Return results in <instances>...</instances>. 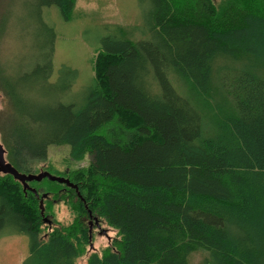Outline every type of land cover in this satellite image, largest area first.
I'll return each mask as SVG.
<instances>
[{
  "label": "trees",
  "instance_id": "16d2710c",
  "mask_svg": "<svg viewBox=\"0 0 264 264\" xmlns=\"http://www.w3.org/2000/svg\"><path fill=\"white\" fill-rule=\"evenodd\" d=\"M74 3L35 0L44 34H32L30 62L0 65L7 161L36 172L50 145L90 157L68 176L82 199L0 174V234L29 237L21 264H79L88 211L117 233L85 264H190L199 249L201 264H264V0H149L147 35L115 24L103 38L80 105L61 100L74 69L49 81L54 31L41 16L56 5L69 20ZM6 22L0 11V41ZM39 189L63 194L73 220L47 231Z\"/></svg>",
  "mask_w": 264,
  "mask_h": 264
},
{
  "label": "rangeland",
  "instance_id": "374dc122",
  "mask_svg": "<svg viewBox=\"0 0 264 264\" xmlns=\"http://www.w3.org/2000/svg\"><path fill=\"white\" fill-rule=\"evenodd\" d=\"M34 4L35 0H0V11L7 16L6 25L8 28L7 36L0 41V61L2 63L0 65L6 64L8 70L12 68V65H28L33 54L30 49L32 34L36 32L44 34L32 20ZM148 6L149 0H75L69 20L63 18L56 5L42 8V20L54 31L53 69L49 81L55 80L58 69L63 65L74 69L77 73L71 83L70 90L61 96L63 102L76 105L83 103L86 93L92 85V61L97 51L103 47V38L112 34L113 25H125L130 30L135 28L133 35L135 36V31L138 32V38L147 35L142 30H146L144 14L148 10ZM7 113V101L0 92V143L3 147L1 126L6 121ZM4 158L7 161L6 150ZM89 160V155L73 159L69 155L67 145H50L47 147L45 160L35 165L36 172L33 173L48 171L53 175L69 179L68 176L73 170L87 167ZM59 184L62 187L74 189L64 183ZM39 191L40 194H37V197L38 200H42L43 207L46 204L50 206L46 211L44 208V214L41 215V218L44 216L51 220V224L43 221L44 227L47 225V228L45 227L47 231L54 224H66L73 220V210L68 202L65 203L67 200L63 194L54 198L43 189H39ZM93 215L97 218V223L91 219L96 224H92L91 237L90 240L88 239L86 252L77 258L79 264H85L88 252H100L102 248L108 246L117 233L115 229L107 225L103 218L97 214ZM28 248L29 237L26 234H0V264H21L28 253ZM206 254L204 250L195 251L191 254L190 264H201Z\"/></svg>",
  "mask_w": 264,
  "mask_h": 264
},
{
  "label": "water",
  "instance_id": "95a60500",
  "mask_svg": "<svg viewBox=\"0 0 264 264\" xmlns=\"http://www.w3.org/2000/svg\"><path fill=\"white\" fill-rule=\"evenodd\" d=\"M4 147L2 146V144L0 143V174H10L12 175V177L19 181L22 185V188L24 191H32L33 193H35V190L33 188H30V186L28 185L29 181L35 180V181H40L43 178H47L51 181H57L59 183H64L66 185H68L69 187H72L76 190L77 195L79 196V192L77 190V186L73 183H71L68 179H65L63 177L57 176V175H53L51 173H49L48 171H39L38 173H22L19 172L16 168H14L8 161L5 160L4 158ZM81 198V196H79ZM82 199V198H81ZM42 200L39 199V207H40V215L44 214V207L42 205ZM90 213V211H89ZM91 215V213H90ZM45 223L51 224V220L47 219V217L42 218ZM94 221L97 223V218L94 217ZM89 231V235L88 238L90 239L91 237V227L88 229ZM92 246V244L90 243V247Z\"/></svg>",
  "mask_w": 264,
  "mask_h": 264
},
{
  "label": "flooded vegetation",
  "instance_id": "af4514ba",
  "mask_svg": "<svg viewBox=\"0 0 264 264\" xmlns=\"http://www.w3.org/2000/svg\"><path fill=\"white\" fill-rule=\"evenodd\" d=\"M87 213H88L87 216L83 217L82 220H83L84 224L86 225V227L89 229L90 227L92 228V224L95 223L94 221L91 220V219L94 220L95 216L91 212H90L91 213V215H90L89 211Z\"/></svg>",
  "mask_w": 264,
  "mask_h": 264
},
{
  "label": "bare ground",
  "instance_id": "6f19581e",
  "mask_svg": "<svg viewBox=\"0 0 264 264\" xmlns=\"http://www.w3.org/2000/svg\"><path fill=\"white\" fill-rule=\"evenodd\" d=\"M91 232V231H90ZM89 239V238H88ZM90 240V239H89Z\"/></svg>",
  "mask_w": 264,
  "mask_h": 264
}]
</instances>
